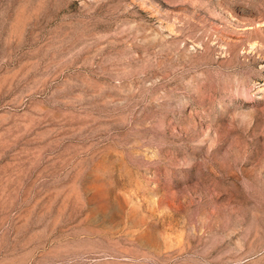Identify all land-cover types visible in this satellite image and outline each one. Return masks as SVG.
<instances>
[{"label": "rangeland", "instance_id": "obj_1", "mask_svg": "<svg viewBox=\"0 0 264 264\" xmlns=\"http://www.w3.org/2000/svg\"><path fill=\"white\" fill-rule=\"evenodd\" d=\"M0 264H264V0H0Z\"/></svg>", "mask_w": 264, "mask_h": 264}]
</instances>
